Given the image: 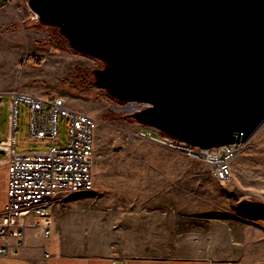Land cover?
Here are the masks:
<instances>
[{"label":"rangeland","instance_id":"obj_1","mask_svg":"<svg viewBox=\"0 0 264 264\" xmlns=\"http://www.w3.org/2000/svg\"><path fill=\"white\" fill-rule=\"evenodd\" d=\"M47 20L45 16L33 23L25 0L0 6V139L9 136L11 95L6 91L35 88V93L43 89L60 95L68 106L96 121L92 176L93 188L100 192L93 196L101 198L90 201L111 210L110 217L97 222L123 224L127 234L112 248L138 255H195L207 251L208 244L227 245L236 263L264 258V120L232 161L231 176L220 182L209 164L154 139L157 132L123 117L104 90L85 83L78 71L91 69L89 80L105 85L100 67L95 68L97 61L67 49L62 39L75 46L73 36ZM16 128L18 153L66 140L60 119L56 140L29 141L21 102ZM76 227L71 225V231ZM79 228V236L70 243L73 250L101 246L84 230L91 226Z\"/></svg>","mask_w":264,"mask_h":264},{"label":"water","instance_id":"obj_2","mask_svg":"<svg viewBox=\"0 0 264 264\" xmlns=\"http://www.w3.org/2000/svg\"><path fill=\"white\" fill-rule=\"evenodd\" d=\"M97 61L123 117L203 152L264 120V0H25ZM56 31V30H55ZM143 127H141L142 129ZM0 153H4L0 149Z\"/></svg>","mask_w":264,"mask_h":264},{"label":"built area","instance_id":"obj_3","mask_svg":"<svg viewBox=\"0 0 264 264\" xmlns=\"http://www.w3.org/2000/svg\"><path fill=\"white\" fill-rule=\"evenodd\" d=\"M10 95L9 136L6 140L0 139V148L8 156L7 198L0 217V256L18 254L23 239L22 217L34 215L35 222L47 236L51 227V199L59 192L73 195L90 191L93 187L95 119L86 112L70 108L62 96L54 93L36 95L18 89L11 91ZM20 102L26 107L29 141L56 140L60 119L65 127L66 140L53 143L44 150L18 153L14 133ZM154 139L209 164L213 176L220 182L231 176V163L246 141L222 144L203 152L165 140L161 135ZM3 237L12 238L13 243Z\"/></svg>","mask_w":264,"mask_h":264},{"label":"crops","instance_id":"obj_4","mask_svg":"<svg viewBox=\"0 0 264 264\" xmlns=\"http://www.w3.org/2000/svg\"><path fill=\"white\" fill-rule=\"evenodd\" d=\"M38 90L40 93H35L37 91L35 88L22 91L36 95L49 93L43 89ZM6 92L10 93L11 91ZM4 153L6 154L5 150ZM7 159V154L5 157L0 156V217L7 198ZM99 192L92 187L87 192H79L69 196L59 192L54 196L49 207L51 229L47 236H44L41 227L35 222L36 217L34 215L28 214L22 217L20 223L23 228L21 225L20 228L23 229V239L18 254L0 256V264H264V258L236 263L233 261L232 252L227 250L229 249L226 247L227 245L216 248V246L213 247L208 244V247L206 246L207 251L195 255L175 254L166 251L150 255H138L130 252L119 253L111 245L117 241L125 240L127 234L125 235L123 231V224L96 221L112 215L111 210L98 207L90 201L101 198L93 196ZM117 214L115 213L114 216ZM71 225L78 226V228L79 226H91V229L84 230H88L90 239L101 241V246L96 245V247L86 251L73 250L70 243L74 239L76 240L79 231L76 227L75 232H72ZM94 232L102 234L98 238H94L95 235H92ZM3 240L13 243V239L9 237H3ZM215 240L216 238H210L212 242Z\"/></svg>","mask_w":264,"mask_h":264},{"label":"trees","instance_id":"obj_5","mask_svg":"<svg viewBox=\"0 0 264 264\" xmlns=\"http://www.w3.org/2000/svg\"><path fill=\"white\" fill-rule=\"evenodd\" d=\"M9 0H0V6L7 3ZM59 42L61 43V40H59ZM80 73V76L81 78L83 79V81L85 83H87L88 85H92L91 83H89L87 81V76H89V70L88 69H85V70H82V71H78Z\"/></svg>","mask_w":264,"mask_h":264}]
</instances>
